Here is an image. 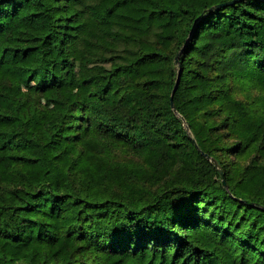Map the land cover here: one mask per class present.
Segmentation results:
<instances>
[{"label":"trees","instance_id":"16d2710c","mask_svg":"<svg viewBox=\"0 0 264 264\" xmlns=\"http://www.w3.org/2000/svg\"><path fill=\"white\" fill-rule=\"evenodd\" d=\"M226 1L0 0V264H264V0Z\"/></svg>","mask_w":264,"mask_h":264},{"label":"water","instance_id":"95a60500","mask_svg":"<svg viewBox=\"0 0 264 264\" xmlns=\"http://www.w3.org/2000/svg\"><path fill=\"white\" fill-rule=\"evenodd\" d=\"M233 1H235V0H228V1L224 2V3H231V2H233ZM180 51H181V49H180V50L177 52V54L175 55V58H174V63H175V64L178 63V58H179ZM179 77H180V70H179L178 73H177V77H176V80H175V84H174V86H173L172 93H171V95H170L171 106H172L173 109H174L173 93H174V91L176 90V87H177V85H178ZM204 156H205L206 158L210 159V160L214 163V165L219 169L220 174H221V176H222L223 174H222V171H221L220 166H219V164L217 163V161H216L214 158L210 157L208 154H204ZM223 184L226 185V183H225L224 180H223Z\"/></svg>","mask_w":264,"mask_h":264}]
</instances>
